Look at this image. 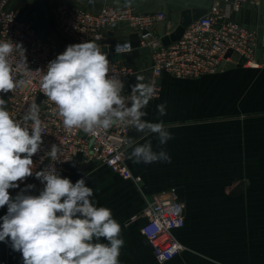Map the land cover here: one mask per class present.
Instances as JSON below:
<instances>
[{
    "label": "crops",
    "instance_id": "crops-1",
    "mask_svg": "<svg viewBox=\"0 0 264 264\" xmlns=\"http://www.w3.org/2000/svg\"><path fill=\"white\" fill-rule=\"evenodd\" d=\"M77 3L97 11L105 3L127 4L139 12L164 10L169 19L157 26L158 36L172 32L184 8H208L212 0H10L23 17L33 22L46 38H58L68 45L73 40L60 26L58 6ZM182 4L176 10L173 4ZM175 10V11H174ZM231 17L250 27L264 26V2L247 4ZM107 40L118 42L137 37L126 23L113 25ZM70 41V42H69ZM74 43V42H73ZM258 66L236 64L198 78H179L164 73L161 93L142 109L144 121L163 122L172 139L160 145L156 134L137 133L130 138L128 165L142 181L126 179L106 165H95L75 175L80 163H72L67 176L73 183L85 179L93 189L90 198L97 207L111 209L121 225L124 245L119 264H264V44L260 41ZM136 69L128 85L148 83L151 55L123 59ZM166 104V115L157 106ZM150 140L154 151L165 150L171 162L136 163L135 146ZM178 190L184 203L185 226L176 235L185 245L176 257L158 262L149 240L141 233V215L154 193ZM7 206L0 208V217ZM134 215H141L132 221ZM2 222V221H0ZM102 243L107 241L101 239ZM0 264H23L10 239L0 242Z\"/></svg>",
    "mask_w": 264,
    "mask_h": 264
},
{
    "label": "clouds",
    "instance_id": "clouds-1",
    "mask_svg": "<svg viewBox=\"0 0 264 264\" xmlns=\"http://www.w3.org/2000/svg\"><path fill=\"white\" fill-rule=\"evenodd\" d=\"M21 47L20 45H15ZM121 45H117L119 49ZM14 44L0 41V93L7 94L24 81L14 79L9 56ZM137 77L130 85L131 95H121L124 83L110 75L109 60L93 41L70 44L47 65L40 81L41 92L55 104L66 130H82L96 135L116 124L131 126L146 136L156 134L165 145L172 134L164 123H150L142 117L144 109L155 95L153 86ZM166 115V104L157 106ZM31 121L29 128L28 122ZM43 122L40 108L28 106L23 121L12 117L6 101L0 97V208L7 213L0 217V242L10 239L14 251L20 252L23 264H119L124 245L121 225L111 209L97 207L90 199L93 189L85 179L73 183L62 177L54 167L35 172L44 184L39 195H26L34 187L27 185L15 198L9 189L33 175L34 161L43 144ZM60 147L52 144L45 153L58 161ZM131 157L136 163L171 162L168 153L154 151L150 140L134 147ZM101 239L107 243L100 242Z\"/></svg>",
    "mask_w": 264,
    "mask_h": 264
},
{
    "label": "built area",
    "instance_id": "built-area-1",
    "mask_svg": "<svg viewBox=\"0 0 264 264\" xmlns=\"http://www.w3.org/2000/svg\"><path fill=\"white\" fill-rule=\"evenodd\" d=\"M9 2L10 0H0V41L14 44L9 60L14 69V79L23 80L24 83L12 92L0 93V97L5 99L12 117L21 122L28 106L37 104L44 125L43 144L40 151L32 157L33 175L17 182L20 186L18 193L36 178L35 172L53 164L62 177H67L72 172L73 159L79 153H82L83 161H92L94 166L106 165L124 178L139 184L141 176L135 175L127 162L131 126L116 124L106 131L98 130L96 135L86 134L79 129L68 131L64 128L58 109L40 88L48 63L63 52L55 43L41 35L32 21L24 19L20 8H9ZM263 2L264 0H212L207 13L186 26L179 39L153 50L149 54L153 64L147 83L155 90L153 98L160 96V78L166 72L179 78H198L217 71L224 62L239 64L232 55H228L229 51L245 58L244 65L258 66L256 55L260 41L264 44V26L250 27L233 19L231 14L240 11L247 4L260 5ZM58 14L60 26L67 36L77 43L93 41L104 54L123 53L161 44L162 37L158 36L156 29L160 23L169 19L164 10L139 12L131 5L105 3L99 10L92 11L68 1L59 4ZM118 23L128 25L130 34L137 37V43L132 40H107L109 29ZM118 44L121 45L119 49ZM109 67L110 75L124 83L121 95L130 96L128 82L136 74V69L123 59L109 60ZM28 126L31 127V121ZM52 144L60 147L58 161L45 156ZM43 188L44 184L36 178L35 191L40 193ZM184 207L178 190L173 187L154 193L141 213L145 218L141 233L149 240L158 262L172 260L185 248L176 235L177 230L185 226ZM140 216L134 215L131 220Z\"/></svg>",
    "mask_w": 264,
    "mask_h": 264
},
{
    "label": "water",
    "instance_id": "water-1",
    "mask_svg": "<svg viewBox=\"0 0 264 264\" xmlns=\"http://www.w3.org/2000/svg\"><path fill=\"white\" fill-rule=\"evenodd\" d=\"M206 13H207V8H205V7L184 8L180 12V20H179L178 26L171 33L166 34L165 36H163L161 38V44H159L157 46H153V47L145 46V47L135 48L132 51L123 52V53H116V54L108 53V54H106V56H107L108 60H119V59L136 58L139 56L148 55L153 50L158 49L162 45H168L172 41L179 39L182 36L186 26H188L193 20L198 19L199 17L203 16ZM48 39L51 41V43H55L62 52H64L66 50V47L68 46L67 43H65L64 41L58 40V38H56V37L55 38L49 37ZM228 55H232L234 61H236L240 64H245V62H246L245 58H241L238 53L229 51ZM235 66H236L235 62H224L219 67L218 70L233 68ZM137 133L138 132H136L135 129L132 128L129 131V138L136 136ZM73 162L81 164V169L79 171H77V173H75V175L81 174L82 172H85L94 166V162H92V161H89V162L83 161L82 153H79L73 159ZM35 182H36V178H34L32 180V182L30 184H28V185H33L34 187L25 191L24 194L34 195V196L39 195V192L35 191ZM24 189H26V187ZM19 190H20V186L18 188H15L14 190L9 189L10 196L15 198V196L18 194Z\"/></svg>",
    "mask_w": 264,
    "mask_h": 264
},
{
    "label": "rangeland",
    "instance_id": "rangeland-1",
    "mask_svg": "<svg viewBox=\"0 0 264 264\" xmlns=\"http://www.w3.org/2000/svg\"><path fill=\"white\" fill-rule=\"evenodd\" d=\"M211 2H212V1H211ZM180 5H182V4H180V3H179V4H173L172 7L176 10V11L174 10L176 13H177V10L180 9ZM168 15H169V14H168ZM178 24H179V23H178ZM178 24L176 25V27L178 26ZM176 27H175V28H176ZM175 28H174V29H175ZM174 29H173V30H174ZM173 30H172V31H173ZM170 33H171V32H170ZM67 37H68V36H67ZM69 42H70V41H69ZM73 42H74V43H73ZM73 42H70V44H77V42H75L74 40H73ZM151 57H152V56H151ZM152 61H153V60H152ZM98 165H101V164H98ZM71 181H74V178L71 179Z\"/></svg>",
    "mask_w": 264,
    "mask_h": 264
}]
</instances>
